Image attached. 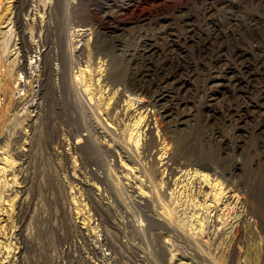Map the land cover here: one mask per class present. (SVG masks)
<instances>
[{
  "label": "rangeland",
  "instance_id": "rangeland-1",
  "mask_svg": "<svg viewBox=\"0 0 264 264\" xmlns=\"http://www.w3.org/2000/svg\"><path fill=\"white\" fill-rule=\"evenodd\" d=\"M121 1L18 0V4L25 8L36 3L40 8L45 3L51 5L50 22L55 28L54 37L57 42L61 41L63 50L67 52V67L62 70L58 46L54 45L50 61L52 73L47 80L44 96L40 93L43 47L37 45V36H33L34 30L30 29V23L37 24L40 19L32 20L26 11L21 14L28 20L24 26L25 40L34 46L33 51L24 57L18 47L17 35L13 37L15 26L12 22L0 24V77L2 76L1 82H4L3 88H8L6 92H0V108L7 99H13L17 105L13 110H7L5 113L8 117L4 116L0 122V243H7L11 238L10 234L17 229L15 218L18 215L22 218V237L18 240L19 247L13 249H21L16 264H108L111 261L110 249L101 241L105 226L120 247L117 264H159L147 245H154L159 256L158 247L162 245L166 264H227L231 254L234 256L232 264H264V231L250 219H246L241 226V237L236 240L237 218L240 216L238 205L231 201L230 204L220 203L213 207V202L209 199L213 190L210 191L202 183L200 192L195 184L201 179L197 175L188 178L189 173L185 167L178 171L177 185L170 183L167 186L163 182L161 185L160 179L166 174L161 170L163 161H154L153 173L150 161L140 152L144 137H140L137 147L132 145L137 169L134 168V173H129L123 180L128 184L134 183L137 187L140 183L145 186H141V190L150 199L152 220L136 211L122 183L111 182V177L117 179L121 174L116 173L114 168L121 164L130 168L132 160L130 162L125 157L120 158L112 150V142L108 136L106 139L98 137L100 141L97 147L95 143L82 138L77 148H72L76 137L70 133L69 122L73 117L78 118L75 115L79 106L87 109L85 105H90L93 108L92 112L86 110L85 114L91 115L100 129L104 130V127L101 128L104 124L115 131L117 136L124 137V140L130 133L131 119L136 115L133 106L128 107L123 114L106 106V97H102L100 106L99 103L96 104V97H92L97 94L98 84L102 83L95 81L99 72L103 76L115 73L121 77L118 83L107 85L102 96L117 89L124 93L118 97L120 103L128 95L140 110L146 108L151 115L149 118L156 119L155 124L150 125L157 147L166 150L172 147L169 133L173 130H167L163 139L162 121L159 116H155L153 107H145L146 95L125 90L123 86L126 84L125 78L137 66L135 51L140 48L143 33H156L153 22L146 24L139 19L143 16L151 19L155 15H166L171 25L173 22L178 28L179 22L173 11L181 7L193 10L195 0H149L148 3L134 7L131 13L109 15L110 9L121 7ZM15 2L16 0H0V18L13 14ZM108 4L111 7L108 8ZM153 20L154 18L151 19ZM4 30L6 32L3 33ZM84 67L86 72L81 75L80 69ZM198 94L196 98H199L200 93ZM106 107L109 108L108 112L110 110L111 120L105 115ZM33 113L37 114L33 126L25 127L27 118ZM250 121L251 117L244 120L243 127L250 125ZM86 132L82 130L80 133ZM222 136L228 137L230 145L225 149L228 155L225 174L229 176V182H235L242 172L244 187L248 190L251 186L249 176L254 181L253 191L258 190L256 194L264 196V147L254 139L247 144L241 143L240 147L231 146L230 136L233 135L228 127L224 129ZM17 138L20 140L16 142ZM127 140L126 145L130 146L131 139ZM18 142H21L20 145ZM14 145L22 147L19 153H14ZM258 160L260 170H257ZM239 165H242L240 169L237 167ZM91 171L95 176H91ZM208 172L216 181L222 180L212 170ZM11 175L13 184L8 180ZM99 175L103 179H99ZM133 175L140 182H135ZM79 179L89 185H84ZM147 184H154L163 192L164 203L160 204L152 199ZM14 189L21 191L13 192ZM192 195L194 200H189L188 197L191 199ZM204 199L206 206L203 208L201 203ZM17 209L20 210L18 213ZM165 221L176 226L175 230L164 226ZM128 222L134 229L138 225L139 231L132 230ZM159 222L162 225H158ZM175 242L183 247L176 250ZM88 246L97 248L96 256L91 255ZM127 248H133L136 255ZM2 253L6 254L4 247L0 256Z\"/></svg>",
  "mask_w": 264,
  "mask_h": 264
},
{
  "label": "bare ground",
  "instance_id": "bare-ground-1",
  "mask_svg": "<svg viewBox=\"0 0 264 264\" xmlns=\"http://www.w3.org/2000/svg\"><path fill=\"white\" fill-rule=\"evenodd\" d=\"M122 1L123 3L119 9H110L108 14L131 13L134 7L148 3L149 0ZM193 5V10L189 8L187 10L183 7L174 9V15L179 22L178 28L175 26L176 24L173 25V22L171 25L166 15H155V17H152L154 18L153 21L148 16H143L141 20L139 19L143 23H154L153 27L156 33H143L140 48L135 51L136 59H134L137 60V66L133 65L134 70L126 78L124 77L126 84L123 87L125 90H130L139 95L141 93L146 95L145 107L148 105L153 107L155 116H159L162 121L163 139L167 130L172 128L173 131L169 133V139L172 141L171 149L166 150L157 147V140L152 133V126L150 125L152 123L154 125L156 119L152 120V117L149 118L151 115L148 114L146 108L140 110V107L135 106V102L131 101L128 95L120 103L118 97L124 93L118 92L117 89L110 90L111 94L107 93L106 96H102V92H105L107 85L118 83L121 81V77L115 73V75L106 73L103 76L100 72L97 74L99 70L96 72L97 78L95 81H98L96 83L102 81V83L98 84V95L92 96L93 98L96 97V104L100 102L102 97H106V106L109 105L110 109H117L116 111L119 110L123 114L128 107L133 106L135 108L136 115L133 118L131 117V130L128 129L130 133H126L128 135L127 138L131 139V144L127 146L126 142L129 141L127 138L126 141L124 137L117 136L115 131L104 126V124L102 125V122H100L101 128L104 127V130L96 126L91 115L85 114L86 110L92 112L93 108L90 105H85L87 109L79 106L75 115L78 118L73 117L69 122L70 133L76 137L72 143V148H77V144L82 138L95 143L97 147L100 141L98 137L106 139L108 136L112 142V150L120 158L125 157L130 162L132 160L130 168L122 164L114 168L116 173L119 172L121 174L117 179L111 177V182L122 183V187L126 189L127 196L136 211L145 215L148 220H152L150 218V199L141 190L145 186L140 183L137 187L134 183L128 184V182L123 180V178L126 179L128 177L129 173H134L132 172L134 168L137 169L135 166L137 160L132 145L137 147L140 137H144L140 145V152L150 161L153 167L151 171L155 172L153 163L156 159L163 161L161 170L163 173L166 172V174L160 179L161 185L162 182L167 186L170 183L177 185L178 171L185 167L189 173L188 178L197 175L201 179L195 184L200 192H202V183L208 189L210 188V191L213 190L211 197H209L213 202V207H217L220 203L227 205L231 201L234 202V205H238L240 216L237 218L235 239L239 240L241 237V226L246 219H250L264 231V196L259 197L256 194L259 191H253L254 181L249 176L248 179L251 186L248 190L246 186L244 187L242 172L241 176L235 179V182H229V176L225 174V161L228 157L225 149L230 145L227 142L228 137L224 138L222 132L227 127L232 131L233 136H230L231 146L240 147L241 143L247 144L251 139H254L257 144L264 147V0H195ZM106 6L104 5L103 7ZM13 7V14L0 18V24L6 22L7 25L12 22L15 26L13 37L16 34L19 39L18 47L21 50L22 57L30 54L34 46L25 40L24 26L28 23V20L24 19L21 14L26 11V14L32 20L34 18L40 19L37 24L30 23V29L34 30L32 32L33 36H37V45L43 47L40 93L44 96L47 80L52 73L50 61L53 57L52 49L54 45L58 46L62 70L67 67V52L63 50L61 41L57 42L55 39V28L50 22L51 5L45 3L40 8V5L36 3L25 8L19 5L18 0H16ZM109 7H111V4H108ZM13 45H15V42H13ZM93 47L95 48V42H93ZM85 72V67L82 70L80 69L81 75ZM1 80L2 76L0 77V92L4 93L8 88H3L4 82H1ZM198 93H200V96L196 98L199 95ZM98 106H100V103ZM16 107L17 105H15L13 99H7L0 108V122L7 115L5 113L7 110H13ZM109 108L106 107L104 112L107 119L111 120L110 110L109 112L107 110ZM36 115V113H33L31 117L27 118L25 127L30 128L33 126ZM92 116L94 117V115ZM250 117V125L247 126L246 124V128H244V120H249ZM82 130L87 131L82 133L84 136L80 133ZM19 140L17 138L15 141ZM20 148L18 145H14V153H19ZM112 150L109 151L112 152ZM241 151L244 150L241 149ZM181 154L182 156H180ZM93 159L97 158L93 157ZM258 163L259 167L257 170H260L259 160L257 161ZM241 166L237 167L240 169ZM208 170H212L214 175L217 173L221 177L220 180H222L216 181L215 177L211 178ZM104 171L106 172V169ZM89 173L91 176H95L94 172L91 171ZM106 173L110 175L109 172ZM12 176L8 180L11 181ZM133 176L135 177V182H140L138 177ZM99 179H103V177L99 175ZM179 182L181 183L182 180ZM81 183L86 186L89 185L86 181H81ZM191 183H193V180H191ZM147 188L151 191V197L154 201L160 204L164 203L163 192L158 187L154 184L151 186L147 184ZM87 189L88 191L90 190V188ZM15 191L18 193L21 190L14 189L13 192ZM205 194L207 195V193ZM188 199L194 200L193 195L191 199L189 197ZM205 202L206 200L204 199L203 203H201L203 208L206 206ZM19 211L17 209L16 213ZM15 219L17 229L10 234L11 238L7 243H0V251L4 247V252L6 253L1 254L0 264H16V259L20 256L21 249L16 251H13V249L19 247L17 245L18 240H21L22 237V218L17 215ZM164 223V226L170 230H175L174 227L176 226L166 221ZM128 225L132 230L139 231L138 225L135 226V229L130 222H128ZM158 225H162V222H159ZM12 239H14V242ZM174 239L176 240V237ZM101 241L103 245L110 249L109 257H111V261L108 264H117L116 258L120 247L113 240L106 226ZM160 246L158 247L160 256L156 253L154 245L153 247L147 245V248L149 252L154 253L159 264H166L163 257L165 249L162 245ZM88 247L91 255L96 256L97 248L94 246ZM182 247L181 244L175 242L176 250ZM127 249L133 255H136L133 248ZM233 261L234 256L231 254L227 264H232Z\"/></svg>",
  "mask_w": 264,
  "mask_h": 264
}]
</instances>
